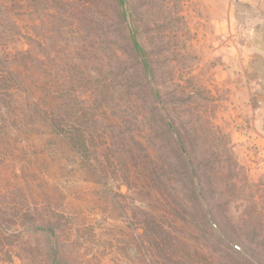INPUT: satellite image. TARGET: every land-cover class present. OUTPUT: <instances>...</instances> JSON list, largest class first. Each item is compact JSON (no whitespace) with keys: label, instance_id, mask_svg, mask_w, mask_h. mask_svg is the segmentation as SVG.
Masks as SVG:
<instances>
[{"label":"rangeland","instance_id":"1","mask_svg":"<svg viewBox=\"0 0 264 264\" xmlns=\"http://www.w3.org/2000/svg\"><path fill=\"white\" fill-rule=\"evenodd\" d=\"M0 264H264V0H0Z\"/></svg>","mask_w":264,"mask_h":264},{"label":"trees","instance_id":"2","mask_svg":"<svg viewBox=\"0 0 264 264\" xmlns=\"http://www.w3.org/2000/svg\"><path fill=\"white\" fill-rule=\"evenodd\" d=\"M117 1H118V3L120 2V5H122L123 0H117ZM131 45H132L135 53H138V55H140L142 57V59H144V64L146 65V60H145V56L143 54L142 48L140 47L137 38L134 36L131 37Z\"/></svg>","mask_w":264,"mask_h":264}]
</instances>
